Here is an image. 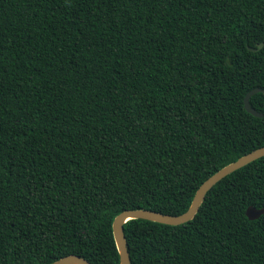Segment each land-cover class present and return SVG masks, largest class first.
<instances>
[{"label":"trees","instance_id":"1","mask_svg":"<svg viewBox=\"0 0 264 264\" xmlns=\"http://www.w3.org/2000/svg\"><path fill=\"white\" fill-rule=\"evenodd\" d=\"M261 146L264 0H0V264H119L115 215L181 214ZM250 206L264 156L127 221L130 264H264Z\"/></svg>","mask_w":264,"mask_h":264},{"label":"water","instance_id":"2","mask_svg":"<svg viewBox=\"0 0 264 264\" xmlns=\"http://www.w3.org/2000/svg\"><path fill=\"white\" fill-rule=\"evenodd\" d=\"M262 47V43L258 45V48ZM250 51H255V48L248 47ZM259 89L255 88L246 93L244 96V107L247 112L251 113L256 117H262V113L256 111L249 104V99L252 94L257 92ZM264 156V146L258 147L230 162L210 175L195 191L192 201L187 210L178 215H170L159 211L135 208L125 209L114 216L112 220V233L115 241V245L119 255V264H130V255L127 247V241L124 234V224L132 219H143L152 222H158L167 225H179L191 220L197 213L201 203L204 200L206 193L215 185L219 180L232 173L233 171L245 166L246 164ZM264 213V208L257 209L255 207H248L246 209V215L249 219H257ZM50 264H91L85 258L75 255L68 254L57 260H54Z\"/></svg>","mask_w":264,"mask_h":264}]
</instances>
